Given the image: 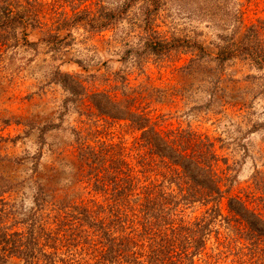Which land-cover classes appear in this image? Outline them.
I'll use <instances>...</instances> for the list:
<instances>
[{"label": "rangeland", "instance_id": "1", "mask_svg": "<svg viewBox=\"0 0 264 264\" xmlns=\"http://www.w3.org/2000/svg\"><path fill=\"white\" fill-rule=\"evenodd\" d=\"M41 1L45 5L39 24L28 35L36 45L0 47V187L9 183L10 192L2 199L13 206L16 218L32 206L34 182L56 204L100 203L84 178L86 168L77 160L72 130L92 143H122L126 149L135 137L124 122L92 117L96 111L87 99L76 107L68 105L62 116L66 95L54 75L60 71L84 81L88 94L104 92L116 101L136 97L134 108L144 111L160 132L188 130L207 138L215 152L217 174L222 182L227 176L232 181L228 195L240 198L264 219V68L256 69L245 56L222 65L213 58L218 36L228 35L236 27L256 26L264 41V0H163L155 16V30L194 40L210 56L143 54L142 72L136 69L132 54L125 57L129 47L141 41L142 6L135 5L116 26L95 33L90 29L93 24L77 21L74 12L92 14L98 6L113 9L123 0ZM58 26L61 42L48 45L40 41L43 33ZM119 71L127 79L125 88L116 91L112 78ZM49 125L53 127L45 131L40 148L39 130ZM127 160L135 166V160ZM34 163L36 172H32ZM225 207L223 200V214ZM203 211L196 204L185 213L194 218ZM230 233L221 228V237H212L194 263L264 264L255 262L252 247ZM8 264L21 262L10 258Z\"/></svg>", "mask_w": 264, "mask_h": 264}, {"label": "trees", "instance_id": "2", "mask_svg": "<svg viewBox=\"0 0 264 264\" xmlns=\"http://www.w3.org/2000/svg\"><path fill=\"white\" fill-rule=\"evenodd\" d=\"M137 4L143 8V35L125 52V57L132 54L137 70L143 71L142 60L147 55L165 58L189 52L198 59L210 56L194 40L155 30V16L163 0H123L113 9L98 6L92 14L72 10L77 21L93 24L90 29L97 33L119 24ZM44 5L41 0H0V47L35 46L28 35L39 24ZM60 27L43 33L40 41L48 45L61 42ZM241 28L218 36L214 62L222 65L245 56L256 69L264 68V41L258 28ZM54 75L66 95L60 108L62 116L68 105L76 107L87 99L96 111L92 117L124 122L135 137L126 149L122 143H92L72 130L77 160L86 168L84 178L90 191L101 198L100 203L56 204L48 201L43 186L34 182L32 206L16 218L13 206L2 199L10 192L9 183L0 187V264H8L10 258L21 264H195L210 239L221 237V228L252 247L255 262H264V219L243 200L228 195L232 181L228 182L227 176L223 182L229 184L223 186L222 176L213 166V145L207 138L188 130L160 132L144 111L134 108L136 97L116 101L104 92L88 94L79 77L60 71ZM126 79L123 72L113 74V89H124ZM49 127L53 125L37 128L40 148ZM129 158L135 160V166ZM33 165L32 172H36V163ZM150 175L155 178L151 180ZM196 204L204 211L188 218L186 210ZM16 226L22 228L14 230Z\"/></svg>", "mask_w": 264, "mask_h": 264}]
</instances>
